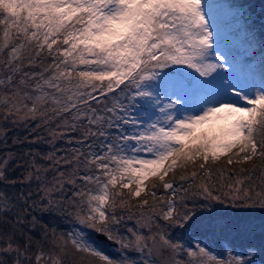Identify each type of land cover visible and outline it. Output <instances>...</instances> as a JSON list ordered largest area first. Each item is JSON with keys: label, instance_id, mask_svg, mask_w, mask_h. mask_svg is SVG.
Instances as JSON below:
<instances>
[{"label": "snow or ice", "instance_id": "snow-or-ice-1", "mask_svg": "<svg viewBox=\"0 0 264 264\" xmlns=\"http://www.w3.org/2000/svg\"><path fill=\"white\" fill-rule=\"evenodd\" d=\"M221 206L264 214L243 4L0 0V264H264Z\"/></svg>", "mask_w": 264, "mask_h": 264}, {"label": "trees", "instance_id": "trees-1", "mask_svg": "<svg viewBox=\"0 0 264 264\" xmlns=\"http://www.w3.org/2000/svg\"><path fill=\"white\" fill-rule=\"evenodd\" d=\"M227 2L230 3V0ZM231 3L243 4L244 7L250 11L253 19L257 21L258 29L261 24H264V0H233ZM256 163H259V161H256ZM233 167H251V164L235 165ZM193 170L194 169L192 167H189L187 170L177 169L174 173H170L167 179L171 180L174 176L178 178L181 174H184L185 171L190 173ZM151 183H156L158 185L159 181L153 180ZM220 211L222 213L221 220L226 225L224 230L225 235L229 236V238H235L237 242H253L257 244L261 242L262 230L260 226L262 223H264V214L259 212L246 214L237 209L223 206H221ZM60 223L62 227L65 226V222L61 221ZM131 223L132 222H129V224ZM249 225L253 226V229L250 233L247 231V226ZM205 243H208V241L206 240ZM101 246L106 251V253L110 255L118 254L114 246H106L104 244ZM213 247H216V245H213ZM221 247H227L226 240L221 241ZM216 250L219 251L220 248L217 247Z\"/></svg>", "mask_w": 264, "mask_h": 264}, {"label": "rangeland", "instance_id": "rangeland-1", "mask_svg": "<svg viewBox=\"0 0 264 264\" xmlns=\"http://www.w3.org/2000/svg\"><path fill=\"white\" fill-rule=\"evenodd\" d=\"M228 1V0H227ZM226 0H220L222 3H228ZM233 2V0H230V3Z\"/></svg>", "mask_w": 264, "mask_h": 264}, {"label": "water", "instance_id": "water-1", "mask_svg": "<svg viewBox=\"0 0 264 264\" xmlns=\"http://www.w3.org/2000/svg\"><path fill=\"white\" fill-rule=\"evenodd\" d=\"M104 245H107V246H112V245H109V244H104Z\"/></svg>", "mask_w": 264, "mask_h": 264}]
</instances>
